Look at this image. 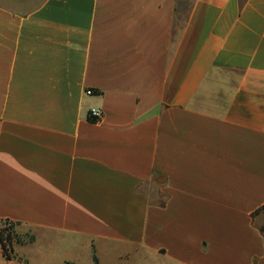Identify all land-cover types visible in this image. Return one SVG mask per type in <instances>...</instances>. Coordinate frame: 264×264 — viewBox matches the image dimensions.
<instances>
[{
	"label": "crops",
	"instance_id": "1",
	"mask_svg": "<svg viewBox=\"0 0 264 264\" xmlns=\"http://www.w3.org/2000/svg\"><path fill=\"white\" fill-rule=\"evenodd\" d=\"M262 208L264 0H0V264H264Z\"/></svg>",
	"mask_w": 264,
	"mask_h": 264
},
{
	"label": "trees",
	"instance_id": "2",
	"mask_svg": "<svg viewBox=\"0 0 264 264\" xmlns=\"http://www.w3.org/2000/svg\"><path fill=\"white\" fill-rule=\"evenodd\" d=\"M90 121L96 122L92 118ZM261 210H264V208L256 211L255 214H258ZM5 223H7V222H5ZM11 225L13 226V224H11ZM10 229L11 228H9V227L0 228V248H1V252H2L3 257L8 261H10L14 258L13 250H12V240H11ZM5 232H7V234ZM28 241L32 242V238H30ZM16 243L21 244L22 241L17 240ZM93 260H94V264H97L95 257Z\"/></svg>",
	"mask_w": 264,
	"mask_h": 264
},
{
	"label": "rangeland",
	"instance_id": "3",
	"mask_svg": "<svg viewBox=\"0 0 264 264\" xmlns=\"http://www.w3.org/2000/svg\"><path fill=\"white\" fill-rule=\"evenodd\" d=\"M29 1H30V3L38 4L41 0H29ZM190 2H191V0H181V3H182L183 5H189ZM254 219H255L254 221H255L256 223H258V221H259V216H258V214H256V215L254 216ZM4 227H9V228H11V229H10V233H11L12 247L15 246V245H18V243H16V241H17V240H20V239H22V238L17 236V234H16V232H15V230H14V225L12 226L11 224H9V223H5V222L0 223V228H4ZM5 233L7 234V232H5ZM24 240H29V238L27 239V237H26V238H24ZM28 242H29V241H28Z\"/></svg>",
	"mask_w": 264,
	"mask_h": 264
},
{
	"label": "built area",
	"instance_id": "4",
	"mask_svg": "<svg viewBox=\"0 0 264 264\" xmlns=\"http://www.w3.org/2000/svg\"><path fill=\"white\" fill-rule=\"evenodd\" d=\"M86 95H92V91L87 90ZM90 117L94 119L95 121H98L102 117V112L100 109L92 108L89 113Z\"/></svg>",
	"mask_w": 264,
	"mask_h": 264
}]
</instances>
